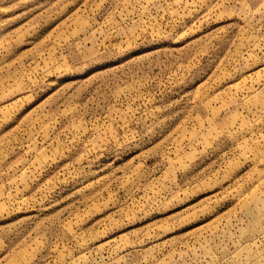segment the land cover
I'll return each instance as SVG.
<instances>
[{"label": "rangeland", "instance_id": "obj_1", "mask_svg": "<svg viewBox=\"0 0 264 264\" xmlns=\"http://www.w3.org/2000/svg\"><path fill=\"white\" fill-rule=\"evenodd\" d=\"M0 264H264V0H0Z\"/></svg>", "mask_w": 264, "mask_h": 264}]
</instances>
